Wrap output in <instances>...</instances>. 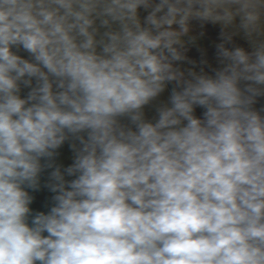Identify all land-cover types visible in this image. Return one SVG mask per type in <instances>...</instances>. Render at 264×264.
Wrapping results in <instances>:
<instances>
[{"label":"clouds","instance_id":"1","mask_svg":"<svg viewBox=\"0 0 264 264\" xmlns=\"http://www.w3.org/2000/svg\"><path fill=\"white\" fill-rule=\"evenodd\" d=\"M0 264H264V0H0Z\"/></svg>","mask_w":264,"mask_h":264},{"label":"water","instance_id":"2","mask_svg":"<svg viewBox=\"0 0 264 264\" xmlns=\"http://www.w3.org/2000/svg\"><path fill=\"white\" fill-rule=\"evenodd\" d=\"M62 159L65 164L70 163L71 156L67 150L64 151ZM34 195L36 196V200L33 206L38 209H42L44 204L50 199L51 196L47 190H42L41 192L35 193Z\"/></svg>","mask_w":264,"mask_h":264}]
</instances>
